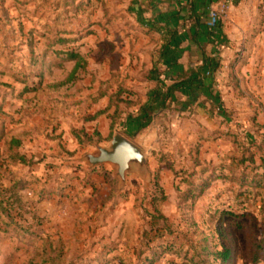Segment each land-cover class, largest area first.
Here are the masks:
<instances>
[{
    "label": "rangeland",
    "instance_id": "obj_1",
    "mask_svg": "<svg viewBox=\"0 0 264 264\" xmlns=\"http://www.w3.org/2000/svg\"><path fill=\"white\" fill-rule=\"evenodd\" d=\"M118 1L94 2L95 17L78 0H0V264H221L224 247V264H253L264 248V0L230 6L233 48L210 97L178 99L133 137L119 104L102 139V121L80 124L86 99L131 102L130 79L149 70ZM115 133L146 154L147 179L119 188L110 165L81 160Z\"/></svg>",
    "mask_w": 264,
    "mask_h": 264
},
{
    "label": "crops",
    "instance_id": "obj_2",
    "mask_svg": "<svg viewBox=\"0 0 264 264\" xmlns=\"http://www.w3.org/2000/svg\"><path fill=\"white\" fill-rule=\"evenodd\" d=\"M86 1H89L87 3L89 7L83 5L84 0H78V10L83 9L84 12L90 8L91 13H87V15L98 17L100 7L94 3L98 0ZM102 1L112 3V5L119 2L118 0ZM221 1L223 0H122L124 8L122 14L129 16L132 20V29L129 28L130 30H128L127 27H123L127 29L125 33H132L126 37L129 36V43L134 47V50L137 48L135 43L140 45L138 48L141 49H138V52L134 54V60L137 63V55L144 56L140 65L145 64L149 69L148 75L145 77L135 75L130 79V87H132L130 88L132 91L130 96H133L134 99L129 96L132 100L128 107H124L126 113L119 123L125 135L133 137L139 132L136 131V128L139 124L138 116L142 111L148 110L155 113L158 111L159 113L162 110L161 97H164L167 88L176 82L175 75L177 73L191 71L193 77H190L189 80H202L205 87L198 90L200 83L195 82L191 89L174 91L171 95L173 101L170 102L171 99L166 100L167 107L169 103L171 105L185 96L190 99L197 94L210 97L209 80H211L212 75L208 78L207 69L203 70L201 66L210 61L217 62L221 56L226 58L230 53L229 50L233 48L228 36L229 23L222 20L213 30L207 27L209 8ZM230 1L232 5V3L240 0ZM95 22H97L96 26L99 25L96 20L91 22V25L93 26ZM104 24L105 22L101 25ZM83 25L80 21L78 22V27H85ZM106 25H109V22H106ZM80 30L82 28H78V31ZM199 72L203 73L204 76L200 75ZM104 98L106 99V106L100 109L97 104ZM86 101L89 102L90 105L88 106L92 108V112L84 113L81 120L79 119L80 124L82 126L96 125L102 121L104 123L103 129L102 131L97 130V132L102 139H106L110 133L108 115L112 112V109L104 112L109 102V95H104L102 98L92 96ZM129 115L130 118H128ZM81 128L83 129V127ZM134 144L137 146L136 143Z\"/></svg>",
    "mask_w": 264,
    "mask_h": 264
},
{
    "label": "trees",
    "instance_id": "obj_3",
    "mask_svg": "<svg viewBox=\"0 0 264 264\" xmlns=\"http://www.w3.org/2000/svg\"><path fill=\"white\" fill-rule=\"evenodd\" d=\"M88 2L89 1H86V4ZM69 57L72 58V59H78L77 55H72L71 54ZM218 66L219 65H218L217 62L210 61L207 64L204 63L201 66V69H203V70L205 68L207 69V75H208V78H209L213 74V72L216 70V68ZM80 67L81 66H80L79 62L77 61L75 63V65H74L73 69L69 73L65 83L73 81V80L76 79L77 72L80 69ZM199 74L204 76L203 73L199 72ZM175 77H176V82L174 84H172L171 86H169L167 88L166 92H165L164 97L163 96L161 97V102H162L161 108H162V110L167 107L166 106V102H167L166 100L167 99H171L170 102L173 101V98H172L171 95L173 94L174 91H176V90L183 91L185 89H191V87L193 86V83H195V82L196 83H200V85L198 87V90H201L202 88L205 87L204 82L202 80H197V79L196 80H189L190 77H193L191 71H187V72H184V73L183 72L182 73H177L175 75ZM210 79H212V77ZM209 81L211 82V80H209ZM131 94H132V92H131ZM102 96H104V95H102ZM119 104L120 105L124 104V107L126 108V107H128L130 105V102H127V101H124V100L123 101L122 100H117L116 103H113V102H111V97H109V102H108V105H107V107H106L104 112H107L108 110L112 109L111 114L108 115V118L110 120V130H113V127L118 122V120L123 115V113L125 112V111H122V110L119 109ZM169 105H170V103H169ZM154 113H155L154 111H148V110L142 111L139 114V116H138L139 117V124H138V127L136 128V131H140L141 129L145 128L150 123V121L152 120V116H153ZM130 117L131 116L129 115L128 118H130ZM79 133L81 135H83L84 137H87L88 139H90V136L84 130H81ZM93 134H95L97 137L100 136L98 132H94ZM11 143L18 144V142L14 141V140H12ZM78 144L82 145L83 143L81 142V140L78 139ZM255 249L256 250H255V252L253 253V255L251 257V262L253 264H256L264 256V248H262L261 244L255 246ZM230 255H231L230 247H224L222 251L215 252V256L221 262V264L226 263L229 260Z\"/></svg>",
    "mask_w": 264,
    "mask_h": 264
},
{
    "label": "water",
    "instance_id": "obj_4",
    "mask_svg": "<svg viewBox=\"0 0 264 264\" xmlns=\"http://www.w3.org/2000/svg\"><path fill=\"white\" fill-rule=\"evenodd\" d=\"M94 150V153L82 156L81 160L89 168L110 165L119 188L123 187L126 178L133 173L147 179L149 173L146 154L121 134H113L106 146L94 144Z\"/></svg>",
    "mask_w": 264,
    "mask_h": 264
},
{
    "label": "built area",
    "instance_id": "obj_5",
    "mask_svg": "<svg viewBox=\"0 0 264 264\" xmlns=\"http://www.w3.org/2000/svg\"><path fill=\"white\" fill-rule=\"evenodd\" d=\"M230 6V0H223L217 3L215 6L209 8L207 19L208 29H215L220 21L227 19Z\"/></svg>",
    "mask_w": 264,
    "mask_h": 264
}]
</instances>
